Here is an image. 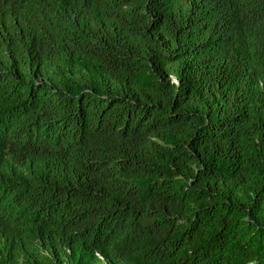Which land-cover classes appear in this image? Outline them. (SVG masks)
<instances>
[{
	"label": "trees",
	"instance_id": "obj_1",
	"mask_svg": "<svg viewBox=\"0 0 264 264\" xmlns=\"http://www.w3.org/2000/svg\"><path fill=\"white\" fill-rule=\"evenodd\" d=\"M0 264H264V0H0Z\"/></svg>",
	"mask_w": 264,
	"mask_h": 264
}]
</instances>
